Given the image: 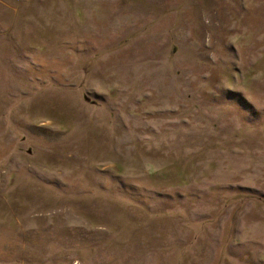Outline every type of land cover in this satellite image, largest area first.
<instances>
[{"label": "rangeland", "instance_id": "obj_1", "mask_svg": "<svg viewBox=\"0 0 264 264\" xmlns=\"http://www.w3.org/2000/svg\"><path fill=\"white\" fill-rule=\"evenodd\" d=\"M0 264H264V0H0Z\"/></svg>", "mask_w": 264, "mask_h": 264}]
</instances>
